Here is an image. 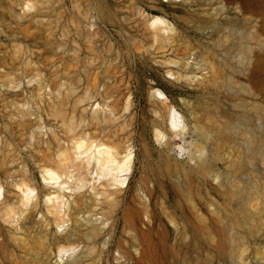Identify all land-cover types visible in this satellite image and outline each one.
I'll return each mask as SVG.
<instances>
[{"label":"rangeland","instance_id":"rangeland-1","mask_svg":"<svg viewBox=\"0 0 264 264\" xmlns=\"http://www.w3.org/2000/svg\"><path fill=\"white\" fill-rule=\"evenodd\" d=\"M144 14L174 32L157 41ZM155 88L187 120L171 149ZM81 136L134 156L116 191L82 173L77 264H264V0H0V264L58 261L41 166L70 170L58 155Z\"/></svg>","mask_w":264,"mask_h":264},{"label":"bare ground","instance_id":"bare-ground-1","mask_svg":"<svg viewBox=\"0 0 264 264\" xmlns=\"http://www.w3.org/2000/svg\"><path fill=\"white\" fill-rule=\"evenodd\" d=\"M31 7L32 3L27 2L25 4L26 10ZM146 17L147 15L144 14V25L147 30L152 32L153 37L157 41L161 39L162 33H166V36H168L174 32L173 25L162 16L153 15L150 17L148 16L147 19ZM169 73L173 74L174 72L169 70ZM152 96H157V101L164 106L163 122L168 123L167 127L156 128L154 130L155 140L160 146H169L168 148L171 149L169 141L171 136H179L185 141L187 120L169 103L168 97L161 89L155 88L152 91ZM128 104L127 101L126 107ZM209 137V133L204 134L205 140L203 141L202 139L204 145H207ZM182 144L180 148L184 149L185 143L183 142ZM193 145L196 151H198L197 157H202L206 153L204 145L202 146L196 143ZM133 156L132 149L129 145H125L121 152H119L115 146L105 141L92 139L88 136H81L76 137L72 142V154L70 157L66 155L65 151H61L58 155L59 162L63 164L66 169L70 170L62 171L57 169V167L49 165L41 166L42 180L44 184L51 189L46 191L44 204L47 211L53 215V219L55 220L56 226L59 228L62 238V242L57 241L56 247H54L56 249L58 261L53 264H77L82 259V254H84V251L80 250L78 244L75 243V240L67 231L69 228L68 215L76 197L75 193H78L79 189L86 185L87 178L83 176L82 173L85 172L86 175L91 172L94 173L92 178L96 180L97 183H92L93 188L99 185H113L116 187V191L127 181L128 172H130L132 168ZM15 186L19 191V194L16 192L15 194L18 196L20 204L17 213L20 217L24 218L28 212L39 205V198L41 196L39 197L36 185L31 180H22L18 184H15ZM99 193L105 194L107 191L99 188ZM5 198V189L0 183V203L5 202ZM9 214H13L12 209H9Z\"/></svg>","mask_w":264,"mask_h":264}]
</instances>
